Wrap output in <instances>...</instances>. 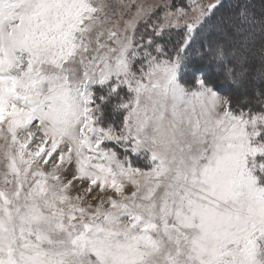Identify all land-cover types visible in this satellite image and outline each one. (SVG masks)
I'll return each instance as SVG.
<instances>
[{
    "label": "snow or ice",
    "instance_id": "1",
    "mask_svg": "<svg viewBox=\"0 0 264 264\" xmlns=\"http://www.w3.org/2000/svg\"><path fill=\"white\" fill-rule=\"evenodd\" d=\"M0 264H264V0H0Z\"/></svg>",
    "mask_w": 264,
    "mask_h": 264
}]
</instances>
